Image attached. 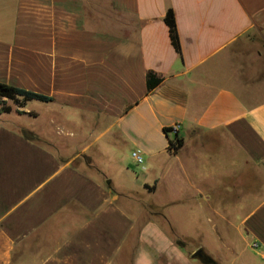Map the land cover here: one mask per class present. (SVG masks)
Wrapping results in <instances>:
<instances>
[{
	"label": "crops",
	"instance_id": "crops-1",
	"mask_svg": "<svg viewBox=\"0 0 264 264\" xmlns=\"http://www.w3.org/2000/svg\"><path fill=\"white\" fill-rule=\"evenodd\" d=\"M263 61L264 0L0 5V81L53 98L0 112V264H222L192 225L264 261Z\"/></svg>",
	"mask_w": 264,
	"mask_h": 264
},
{
	"label": "rangeland",
	"instance_id": "rangeland-1",
	"mask_svg": "<svg viewBox=\"0 0 264 264\" xmlns=\"http://www.w3.org/2000/svg\"><path fill=\"white\" fill-rule=\"evenodd\" d=\"M14 1V5L16 0H0V5H3L4 2H9V6L12 5ZM255 41L250 40L249 38L245 37L242 41H240V47L245 48L242 51L250 50L259 44H255ZM264 62V61H263ZM262 63V61H260ZM10 104L14 105V111L18 115L19 119L22 120L23 124H34L36 122L42 123V102L40 101H32L29 105L30 108L34 110H38L40 112L39 117L35 118V111L31 112L30 114H25L19 112L20 110L17 109V106L9 102ZM181 205V204H180ZM176 205L175 207H177ZM198 225H192V231L187 233V236L191 237L190 240H187L190 247H194L197 244H204L208 251L211 252L216 256V258H221L222 264H264V261L255 253L253 254H243L239 251V255L236 257L232 251H230L229 246L233 243L235 247L243 246V242L241 241V237L239 233L231 232V233H222V232H211V231H195L194 228H197ZM176 236L179 234L178 232L175 233ZM235 258V259H233Z\"/></svg>",
	"mask_w": 264,
	"mask_h": 264
},
{
	"label": "trees",
	"instance_id": "trees-1",
	"mask_svg": "<svg viewBox=\"0 0 264 264\" xmlns=\"http://www.w3.org/2000/svg\"><path fill=\"white\" fill-rule=\"evenodd\" d=\"M165 20L170 27V35L173 45L175 46L176 50L180 52L181 47L176 27L175 15L171 8L167 11ZM161 81L162 78L159 77L156 73L152 71L148 73L147 85L149 90H153ZM34 100L41 102H50L53 101V98L42 93H38L0 81V112L12 111V105L9 103V101L14 103L18 107H24L27 102ZM165 131L168 133L171 131V128H165ZM170 141L172 147L175 150H178L183 144V139L180 137L179 133H175V136Z\"/></svg>",
	"mask_w": 264,
	"mask_h": 264
},
{
	"label": "built area",
	"instance_id": "built-area-1",
	"mask_svg": "<svg viewBox=\"0 0 264 264\" xmlns=\"http://www.w3.org/2000/svg\"><path fill=\"white\" fill-rule=\"evenodd\" d=\"M171 128L172 133H178L181 129V124L176 123ZM133 158L136 160L137 163L142 164L144 163V158L139 150H135L132 153ZM254 246H257V244H254Z\"/></svg>",
	"mask_w": 264,
	"mask_h": 264
},
{
	"label": "water",
	"instance_id": "water-1",
	"mask_svg": "<svg viewBox=\"0 0 264 264\" xmlns=\"http://www.w3.org/2000/svg\"><path fill=\"white\" fill-rule=\"evenodd\" d=\"M193 257H195V258H201V259L206 260V259H205L204 251H203V249H201V248L198 249V250H196V251L194 252Z\"/></svg>",
	"mask_w": 264,
	"mask_h": 264
},
{
	"label": "flooded vegetation",
	"instance_id": "flooded-vegetation-1",
	"mask_svg": "<svg viewBox=\"0 0 264 264\" xmlns=\"http://www.w3.org/2000/svg\"><path fill=\"white\" fill-rule=\"evenodd\" d=\"M201 259V258H200ZM205 259H206V255H205ZM202 260H204V259H202Z\"/></svg>",
	"mask_w": 264,
	"mask_h": 264
}]
</instances>
